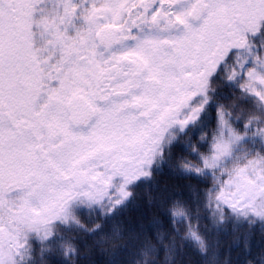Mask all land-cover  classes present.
I'll return each instance as SVG.
<instances>
[{
  "label": "snow or ice",
  "instance_id": "obj_1",
  "mask_svg": "<svg viewBox=\"0 0 264 264\" xmlns=\"http://www.w3.org/2000/svg\"><path fill=\"white\" fill-rule=\"evenodd\" d=\"M165 174L204 188L129 218ZM256 231L264 0H0V264H264Z\"/></svg>",
  "mask_w": 264,
  "mask_h": 264
},
{
  "label": "trees",
  "instance_id": "obj_2",
  "mask_svg": "<svg viewBox=\"0 0 264 264\" xmlns=\"http://www.w3.org/2000/svg\"><path fill=\"white\" fill-rule=\"evenodd\" d=\"M227 102L228 101H221V103ZM188 159L192 160L193 157L189 156ZM193 162L195 161L193 160ZM186 184H192L195 187H199L201 190H203L204 188L203 185H197L195 180L178 181L175 177L168 174L157 177L156 183H154L151 188L147 186L141 188V199L135 206H133L132 209L129 210V212L127 213L128 217L131 219H139L142 221V223L147 224L151 217L158 215V210H156L155 208H149L147 204V197L149 195H152L153 197L158 196L159 193L164 191L165 189L168 190L169 194H171L172 192H188V189L184 187V185ZM177 185H179V187ZM109 246L113 250H116L121 246H127L129 249H131L132 242L128 241L127 239H111L109 240ZM251 247L254 253L264 247V236L261 235L260 231L254 232L253 236L251 237ZM220 251L226 254H230L231 258L234 261V264H243V260L245 257L234 246V240L232 236L225 235L222 238ZM104 259V255L100 253L93 257L95 264H103Z\"/></svg>",
  "mask_w": 264,
  "mask_h": 264
}]
</instances>
